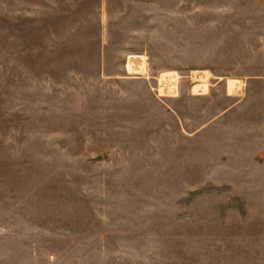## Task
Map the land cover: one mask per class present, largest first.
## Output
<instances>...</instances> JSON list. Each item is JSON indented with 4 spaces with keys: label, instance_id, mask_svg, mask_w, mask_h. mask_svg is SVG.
I'll return each instance as SVG.
<instances>
[{
    "label": "rangeland",
    "instance_id": "374dc122",
    "mask_svg": "<svg viewBox=\"0 0 264 264\" xmlns=\"http://www.w3.org/2000/svg\"><path fill=\"white\" fill-rule=\"evenodd\" d=\"M0 264H264V0H0Z\"/></svg>",
    "mask_w": 264,
    "mask_h": 264
},
{
    "label": "bare ground",
    "instance_id": "6f19581e",
    "mask_svg": "<svg viewBox=\"0 0 264 264\" xmlns=\"http://www.w3.org/2000/svg\"><path fill=\"white\" fill-rule=\"evenodd\" d=\"M127 66L131 70H141L143 68V57L138 55H132L129 58ZM163 84L167 87H174L176 85L175 79L165 78L163 79ZM229 89L232 91L234 90L235 93L240 92V85L236 79H230L228 82Z\"/></svg>",
    "mask_w": 264,
    "mask_h": 264
}]
</instances>
